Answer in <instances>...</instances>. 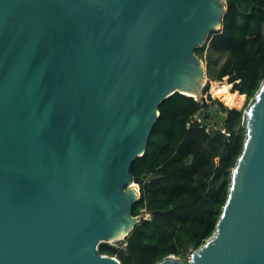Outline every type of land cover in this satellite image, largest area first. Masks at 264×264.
<instances>
[{
	"label": "water",
	"instance_id": "obj_1",
	"mask_svg": "<svg viewBox=\"0 0 264 264\" xmlns=\"http://www.w3.org/2000/svg\"><path fill=\"white\" fill-rule=\"evenodd\" d=\"M226 12V0H0V264H122L99 247L142 220L132 163L165 99L199 100L196 49ZM254 97L223 212L189 264H264V81Z\"/></svg>",
	"mask_w": 264,
	"mask_h": 264
},
{
	"label": "trees",
	"instance_id": "obj_2",
	"mask_svg": "<svg viewBox=\"0 0 264 264\" xmlns=\"http://www.w3.org/2000/svg\"><path fill=\"white\" fill-rule=\"evenodd\" d=\"M226 2L222 28L212 31L208 41L210 49L231 55V61L215 78L240 80L234 84L236 96L228 103L217 100L227 112L224 128L229 135L218 128L207 133L197 125L186 126L203 107L210 110L204 97L199 101L176 92L160 104L147 150L131 166V173L142 186L133 215L146 209L151 219L135 226L123 249L109 243L99 247L101 253L117 256L122 264H155L170 254L186 256L212 236L223 212L233 165L246 139L244 108L234 107H240L243 98L249 103L264 81V0ZM205 48L207 42L196 51L203 54ZM206 117H211L210 112ZM203 144L216 145L212 150L215 155L219 147L228 146L230 158L215 166L211 154L202 150ZM200 172L203 186L196 182ZM146 177L150 180L145 181Z\"/></svg>",
	"mask_w": 264,
	"mask_h": 264
},
{
	"label": "rangeland",
	"instance_id": "obj_3",
	"mask_svg": "<svg viewBox=\"0 0 264 264\" xmlns=\"http://www.w3.org/2000/svg\"><path fill=\"white\" fill-rule=\"evenodd\" d=\"M226 5H227V2H226ZM206 42H207V48H205L203 54L202 53H197L198 56L204 61V65H205V68H206V82H205V85L203 86L202 94H201L199 100L201 101L202 97L205 98V101L207 103H209L210 110H207V108H203V110H202L203 113L206 114V113L210 112V116L212 117V119L215 121V123L218 125V127H221L224 124L225 118L227 116V112L225 111V109L224 110L221 109V105H220L219 101H217V100H221L222 99L224 101L223 102L221 100L223 103H228L231 99L224 100V96H222V95L225 94V93H229V94L232 95V97L234 95L236 96V90H234V84H235V82L238 83L240 80L238 79V80H236L234 82H230L229 81V76H225L223 79L219 80L221 85L229 84L228 88H226V90H225V93H218L217 92L216 94H214L211 91L213 80L215 81L217 79L215 77L218 76L220 74V72H222V70L231 61V55L228 52H223V51H220V50H212V49H210L209 48L210 41H208V39H207ZM206 42L204 44H206ZM254 101H255V97L252 98L250 100V102L246 104L245 103L246 99L243 98V99H241V103H240L241 106L240 107H234V108H238V109L244 108V110H248V109H250V107L252 106V103ZM224 105L227 108H231V107L227 106L226 104H224ZM244 125H245V127L247 126L246 120L244 122ZM223 133L226 136L229 135L227 130H226V132H223ZM215 146L216 145H214V144L213 145L203 144L202 150L204 149V150L208 151L211 154L212 160H213V162H214V164L216 166V164L218 165L220 163V160H221V162H225V161H227L230 158V156L228 155V146H226V147H224V146L222 147L221 146V147H219V152H217L216 155L212 154V150L214 148H216ZM237 162H238V160H236L235 164L233 165L234 167L236 166ZM202 173L203 172L198 173V175L196 177L197 178L196 179L197 184H199L201 186H203V184H204V181H203L204 176H203ZM125 238L122 239V240L109 242V244L115 245L118 248L123 249L126 246ZM193 251L187 253L186 256H176V255L175 256L178 257L181 262L187 263V260H188V262L190 261V258H191V255H192ZM114 257H117V256H114Z\"/></svg>",
	"mask_w": 264,
	"mask_h": 264
},
{
	"label": "built area",
	"instance_id": "obj_4",
	"mask_svg": "<svg viewBox=\"0 0 264 264\" xmlns=\"http://www.w3.org/2000/svg\"><path fill=\"white\" fill-rule=\"evenodd\" d=\"M209 104V103H208ZM204 108V107H203ZM203 108L193 114L187 121L186 126L189 128L191 126L197 125L200 128H204L207 133H211L214 131V128L220 129L222 132H226V128H224V124L221 127H218V125L215 124V121L212 119V117H206V114L203 113ZM225 129V130H224ZM233 171V169H232ZM149 177L145 178V181H149ZM136 183H139V189L141 190V183L138 181H135ZM141 216V219H151V213L147 212L146 209H143V211L139 214Z\"/></svg>",
	"mask_w": 264,
	"mask_h": 264
},
{
	"label": "bare ground",
	"instance_id": "obj_5",
	"mask_svg": "<svg viewBox=\"0 0 264 264\" xmlns=\"http://www.w3.org/2000/svg\"><path fill=\"white\" fill-rule=\"evenodd\" d=\"M220 80V79H219ZM218 79L217 80H213V84H212V88H211V91L216 94L217 92L218 93H225V90L226 88H228L229 84H226V85H221L220 84V81ZM211 94V93H210ZM222 96H224V100H229V99H232V95L229 94V93H225L223 94ZM221 99V98H220ZM222 100V99H221ZM223 101V100H222ZM224 102V101H223ZM140 196H141V191H140Z\"/></svg>",
	"mask_w": 264,
	"mask_h": 264
}]
</instances>
